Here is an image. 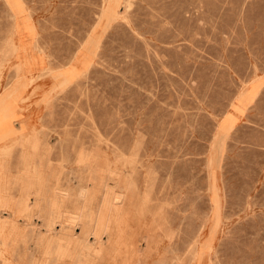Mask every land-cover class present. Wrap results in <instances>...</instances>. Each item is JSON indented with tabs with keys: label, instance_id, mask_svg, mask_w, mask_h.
I'll return each mask as SVG.
<instances>
[{
	"label": "rangeland",
	"instance_id": "obj_1",
	"mask_svg": "<svg viewBox=\"0 0 264 264\" xmlns=\"http://www.w3.org/2000/svg\"><path fill=\"white\" fill-rule=\"evenodd\" d=\"M0 170V264H264V0H0Z\"/></svg>",
	"mask_w": 264,
	"mask_h": 264
},
{
	"label": "bare ground",
	"instance_id": "obj_2",
	"mask_svg": "<svg viewBox=\"0 0 264 264\" xmlns=\"http://www.w3.org/2000/svg\"><path fill=\"white\" fill-rule=\"evenodd\" d=\"M109 1V0H108ZM8 3V2H7ZM24 3V2H23ZM22 4V3H21ZM25 4V3H24ZM106 5H108V4H106ZM23 6V5H22ZM19 8V7H18ZM23 8H25V7H23ZM26 8H27V10H28V7L26 6ZM110 8V7H109ZM105 13H107V11L105 12ZM23 14V13H22ZM29 14V13H28ZM109 14H110V12H109ZM108 14V15H109ZM16 15V14H15ZM107 15V14H106ZM24 18V17H23ZM22 18V19H23ZM14 20V19H13ZM25 20V19H24ZM24 20H22V21H24ZM106 20V19H105ZM27 21V20H26ZM20 23V22H19ZM14 24H15V22H14ZM34 25V24H33ZM25 28H26V26H25ZM25 28H24V30H25ZM27 30V29H26ZM30 30V29H29ZM33 34V33H32ZM13 41V40H12ZM92 43V42H91ZM90 43V44H91ZM90 55V54H89ZM29 67H30V65H29ZM67 67V66H66ZM76 69V68H75ZM33 73V72H32ZM37 74V73H36ZM31 75V74H30ZM68 79V78H67ZM30 81V80H29ZM248 97V96H247ZM252 98V97H251ZM4 114V113H3ZM21 128V127H20ZM9 129V128H8ZM19 137V136H18ZM22 138H23V136H22ZM222 138V137H221ZM4 143V142H3ZM6 143V142H5ZM1 171V170H0ZM26 191V190H25ZM82 191V190H81ZM85 191V190H84ZM41 192V191H40ZM39 192V193H40ZM3 193V192H2ZM1 193V195H4V194H2ZM23 193H24V191H23ZM27 193V192H26ZM30 193V192H29ZM119 194V193H118ZM9 195V194H8ZM12 195V194H11ZM24 195V194H23ZM26 195V194H25ZM40 195V194H39ZM86 195V194H85ZM84 195V196H85ZM24 198V197H23ZM3 199V198H2ZM16 199H18V198H16ZM3 200H7V199H3ZM2 200V201H3ZM10 200H11V198H10ZM13 200V199H12ZM121 200V199H120ZM14 201V200H13ZM6 202V201H5ZM10 202V201H9ZM3 203V202H2ZM11 203V202H10ZM23 203V202H22ZM30 203V202H29ZM39 204V203H38ZM5 205H6V203H5ZM32 205V204H31ZM10 206H11V204H10ZM13 206V205H12ZM30 206V205H29ZM8 207V206H7ZM15 207V206H14ZM37 207V206H36ZM118 207H120V206H118ZM33 208V207H32ZM249 209V208H248ZM14 210V209H13ZM119 210V209H118ZM185 210V209H184ZM183 213V212H182ZM77 215V214H76ZM218 216V215H217ZM75 218V217H74ZM123 218V217H122ZM77 219V218H76ZM0 220H2V219H0ZM75 221V220H74ZM123 221V220H122ZM5 223V222H4ZM3 224V223H2ZM7 224V223H6ZM36 225V224H35ZM72 235V234H71ZM199 236V235H198ZM148 238V237H147ZM198 243V242H197ZM194 244V243H193ZM196 244V243H195ZM197 248V247H196ZM173 249V248H172ZM194 252V251H193ZM197 253V252H196ZM180 258V257H179ZM177 260V259H176ZM56 261V260H55Z\"/></svg>",
	"mask_w": 264,
	"mask_h": 264
}]
</instances>
